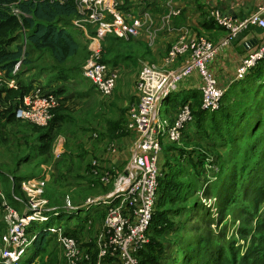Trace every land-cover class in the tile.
<instances>
[{"label":"trees","instance_id":"16d2710c","mask_svg":"<svg viewBox=\"0 0 264 264\" xmlns=\"http://www.w3.org/2000/svg\"><path fill=\"white\" fill-rule=\"evenodd\" d=\"M77 16L75 0H62V2L56 0H0V70L10 77L17 64L20 67H27L46 56L52 63V80H69L79 70L76 69V65L70 68L67 66L86 51V48H81L70 33L73 27L72 22ZM205 22L204 27L215 24L213 19H205ZM113 50V48L103 49L104 53L108 54ZM84 59H86V53L83 62ZM101 63L110 62L101 60ZM18 84L20 86L16 91L5 87L0 89L1 127L12 123L18 125L19 120L15 118L14 110L19 101L32 89V86ZM191 98H195V103L199 102L200 107L201 95L199 99L197 94L186 95L180 102L172 98L169 107L176 108L177 111L181 104L190 101ZM199 107L194 108V104L190 101L191 114L195 117L196 128L203 129V134L216 141L212 144L219 145L226 152L223 161L217 159L215 162L218 166L217 172H211L216 180H212L211 177L207 180L213 183L212 189L215 191L204 190L202 185L198 186L196 183L178 181L177 179L183 180L187 177L185 170L174 173L173 176L166 174L162 182L158 178L156 198L159 185L161 194L157 202L155 199L156 211L153 210L147 232V237L149 232L152 236L136 254L138 264H161V261H167L170 264H264L263 249L259 250L253 246L240 255L232 246L234 240L226 236V232L235 226L237 217L242 216L250 220L249 222L254 221L255 226L244 225L241 218L239 225L236 226L241 237L250 238L253 244L258 243L264 237V217L259 219L257 215L261 203L264 202V57L249 70L244 79L233 82L225 92L217 111L208 112ZM62 122L63 118L55 109L53 118L46 129L29 123L21 125L25 128V132L37 134L35 140L38 145H35L33 149L37 153L46 154L50 151L55 137L53 132ZM120 126L121 121L114 125L111 124V137L121 136L118 134ZM196 157L195 160L188 157L187 163L192 165V168L198 165L203 169L205 167L204 156L198 153ZM13 159L11 157L9 160ZM20 159L15 161L16 169L18 163L27 162L28 157ZM7 166L3 164L2 168L5 169ZM2 168H0V180L9 185V193L5 194L2 190L3 195L8 203L19 212L23 204L14 201L12 194L25 198L20 190V184L24 178L15 176L16 169H5V172ZM90 169L89 164L86 167L87 173ZM107 172L113 176V171ZM195 174L197 173H192V175ZM199 175H196V180ZM199 187L205 196L214 195L216 218H212L210 210L198 201L193 202L190 208L178 206L187 204L193 196L192 193L194 191L198 193ZM103 191L105 192L104 189ZM167 205H170L172 209L163 210ZM81 211L82 209L79 208L76 213H70L66 220L74 219V215ZM58 212L61 218L65 209H60ZM168 215L178 219L185 216L183 224L191 219L195 220L197 225H190H196L197 228L192 230L189 227L187 230L186 224L180 228L179 224H174L168 218ZM35 223L44 225L32 234L35 237L30 247L32 252L29 257H25L23 264H33L47 249L52 239L47 232L52 226V214L49 221ZM4 231L0 198V234ZM73 232L74 230L65 231L66 235L75 238ZM163 236L174 237L170 246H163L155 240L156 237ZM92 256L95 261L96 250Z\"/></svg>","mask_w":264,"mask_h":264},{"label":"built area","instance_id":"2783aa9c","mask_svg":"<svg viewBox=\"0 0 264 264\" xmlns=\"http://www.w3.org/2000/svg\"><path fill=\"white\" fill-rule=\"evenodd\" d=\"M170 1L167 0V3ZM75 5L78 16L73 20V26L78 27L81 22H85L91 28V32L84 31L90 56L82 68V75L101 97L109 98L116 88L119 72L101 63V44L106 36L125 41L136 37L141 27L140 19L134 17L129 10H122V4L118 0H75ZM167 9V18L180 14L179 10L171 6ZM207 19H213L218 27L227 30L229 37L235 36L248 25L264 29L261 12L252 14L238 25H234L230 18L222 16L216 10L209 12ZM214 53V45L204 37L187 39L186 36H181L168 47L163 60L165 64H171L183 58L182 67L170 70L159 68L153 63L142 64L135 83L136 102L129 110L125 124V131L131 134L134 142L130 161L124 174L115 180L113 190L110 188L104 199L89 198L84 202L86 210L101 204L107 206L96 237L94 264H103L102 262L107 260L115 264H138L136 254L148 242L147 232L158 186V156L162 139H166L170 144L178 143L182 130L192 121L190 101L180 105L173 119L167 117L162 122L159 120L158 105L176 92L182 80L196 71L201 80L199 92L202 110L217 111L227 87L219 86L207 68ZM263 57L264 44L241 60L233 81L244 79L249 70ZM19 67L17 64L13 68L10 77L0 70V87L10 90L18 88ZM58 104L57 96L37 86L19 101L14 115L19 121L43 127L52 120L53 110ZM109 177L113 178L109 172L102 175L100 183L103 187L111 181ZM43 187V182L39 180L23 182L21 190L27 197L24 204L18 196L12 194L14 201L23 204L22 212H18L8 203L0 188L5 225V231L0 237V264H21L35 238L27 234V228L35 222L48 221L51 214L59 215L58 210L49 208L48 202L42 197ZM79 208L67 209L76 213ZM47 232L57 238L66 264H83L84 261H90L86 251L74 238L66 235L61 226L52 225Z\"/></svg>","mask_w":264,"mask_h":264},{"label":"rangeland","instance_id":"374dc122","mask_svg":"<svg viewBox=\"0 0 264 264\" xmlns=\"http://www.w3.org/2000/svg\"><path fill=\"white\" fill-rule=\"evenodd\" d=\"M79 26H73L74 28H71L70 33L74 40H76L86 48V59H84L85 61L83 62L85 53H81L67 66L68 68H70L73 65H76V69L78 70L83 68L90 56V52L88 50V42L85 38L84 31L91 30L90 26L85 24V22H81ZM107 39L111 38L107 37ZM112 41L113 40H105L101 44V60L110 62L107 63V66L108 64L109 66L114 65V67H116L119 72V79L117 81L114 94H112V96L109 98H103L100 94H98L92 84L83 77L82 70H80V72L77 71L78 74L75 78L73 77L74 80L72 82L71 80H65L62 82L58 81L56 83L54 81L51 84H47L49 79H52V63L51 60L46 56H44L40 61L34 62L27 67L21 66L18 68V83H21L22 85L26 84L34 87H41L43 90L57 96L59 100V104L56 108L57 113L64 115L66 120L63 124L56 127L55 131L53 132L55 137L53 139L52 146H57L59 143L62 151L61 156L58 157L57 160L55 159V161H53L51 150V153L49 152L48 154H45L47 164L43 163L44 154L37 153V151L33 149V145L38 144L37 142H35L37 134L32 132H25V128L23 127V125L26 122L19 121L18 125L17 123H12L3 127H1L0 124V168H2V165L5 164L8 165L7 168L5 167V169L15 170L17 165L15 161L17 159L23 158L28 154L29 163H27L26 165H21V162L18 163V168L17 170H15V176H25L30 174H36V176H39V174L42 173L44 169L49 170V165H51L53 161L54 168L58 172L55 171L54 173H52L51 171L50 180L52 178V184L46 186V188L50 193L49 195L52 196L54 206H66L67 202H71L74 209L81 207L82 211L75 214L74 219L66 224V219L68 218L69 214L74 211L68 210V207L66 206L65 213L61 218H59V216H52V225L55 227L61 226V229L64 232L68 229L77 231V234L79 235L77 237L75 236L74 239L81 248H84L85 251L86 249H88V251H86V254L88 257H90V261H84L83 264L95 263L92 256L94 251L96 250V240L94 242L93 229L97 223H100V225L102 224L104 215L107 210V206L104 204L91 206L86 210L84 202L89 198L104 199L109 194V189L111 188L113 190V184L115 180H117L124 174L125 168L128 165L130 157L132 155L131 152H133V144H131L130 142L132 136L128 131H125V124L128 119L129 110L135 104L136 98L133 97L122 99V93H120L121 87H119L118 93H116L121 77V65H118V63L122 62L123 59H116L114 62H111V60L113 61V59L118 55L125 56V53L127 55L128 48L127 46H125L126 44L119 45ZM105 48H113L114 50L110 54H108L104 53L103 49ZM126 62H130L131 66L134 65V63H132L133 60ZM145 62L148 61L144 58L141 59L139 63H136V66H138V72L143 66L142 64ZM32 80H34V82H29L27 84L28 81ZM19 86L20 85L18 84V87ZM1 88H3V86L0 87V89ZM16 90H18V88ZM174 94L175 92H173V94L168 97V99L164 100L158 105L160 122L167 118L166 112L169 109V103ZM177 99L180 102L183 99V95L179 94L177 96ZM123 102H126V104H124ZM198 107L199 102L194 103V108L197 109ZM199 108H201V104ZM175 109L176 108H172L170 112H174ZM122 111H124V117L122 120H120L121 126L118 132V134H120L122 138L119 136L118 138L120 139L115 140L117 138L112 139L111 135H109L111 127L109 120H113L115 118L114 116L118 115ZM47 127L48 124L46 126L38 128L46 129ZM205 130L206 129L204 126V131ZM212 142L215 143L216 141L212 137H207L205 134H203V129L201 130L196 128L195 117L193 115L191 123L184 127V129L182 130V137L178 143L170 144L166 139H162L161 152L158 156L160 182H162V178H164L166 174H168V176H173L174 173L185 170L187 172V177L183 180L177 179L178 181L181 180V182L187 181L189 183H196V185L198 186L202 185L204 190L210 189L211 192H214L215 190L212 189L213 183H209L207 182V180L210 177L212 178V180H216L215 177H212L214 176V174L212 175L211 172H217L218 166L215 162H217V159L218 161H223L226 152L222 148H220L219 145H214L212 144ZM113 143L115 144V146H117V152L114 155H107V148L110 147ZM81 150H83L84 153L85 151L86 153H88L83 159L77 157V155L82 154ZM108 151L111 152V149H108ZM198 153L204 156L205 167H203V169L198 165L192 168V165L187 163L188 157H191L193 160H195L194 158H197L196 156ZM181 155L183 158L181 157ZM11 157H13L14 159L9 160ZM112 159H114L115 161V164L112 165V167L114 168H110L108 170L101 169L104 162H109ZM86 163L92 164L91 169L88 173L85 169ZM41 166L45 167L41 168ZM5 169L3 170L6 172ZM109 170L113 171V178L109 177L111 181L107 183V185H104L105 187H103L100 183V179L102 175L104 173H107V171ZM193 172H196L197 174L192 175ZM196 175H199L197 180L195 179ZM95 181H97L98 184ZM0 188L5 192V194L6 192L9 193V185L6 182H2L0 180ZM200 188L201 187H199L198 189V193H195L196 191L192 193L193 196L187 201V204H181L178 206H186L190 208L193 202L198 201L203 206H205L206 209L210 210L212 218H216L217 210L215 207L214 195L210 194V196H205L204 194H202V189L200 190ZM103 189L105 191L107 189L106 194ZM158 190L159 191L157 194L156 202L161 194L160 185ZM21 192L24 193L22 190ZM18 196L21 198V201H23V204L27 201V197L25 195V198H22L20 195ZM44 199L49 203L50 199L48 197H45ZM48 207H50V205ZM166 209H172V207L170 205H167L163 210ZM154 210L156 211V205ZM257 215L259 219H262L264 217V202L261 203ZM168 216V218L174 224H179L180 228L185 226V224L187 226V230L189 227H191L192 230H196L197 228L195 227L197 225L195 220L193 221L191 219L183 224L185 216H182L179 219L171 215ZM241 218L244 225L247 226L248 224L251 227L255 226L254 221L249 222L250 220L245 219L242 216ZM241 218L237 217L234 226L235 228L231 227L226 232L227 238L234 240L232 244L234 249H236L240 255L244 254L245 251L249 250L253 246H255L256 249H263L264 251V237L258 243L253 244L250 238L245 239L238 234L236 226L239 225ZM43 225L44 224L39 223L32 224L28 229L27 234L30 236L34 232L40 230ZM98 231H100V229ZM3 233L4 232L0 234V237L3 235ZM49 236L47 237V239L49 238ZM151 236L152 234L151 232H149L147 239H149V237ZM173 238L174 237L163 236L156 237L155 240H157L161 245L168 247L170 246ZM31 251L32 249L29 248L25 257H29L31 255ZM107 261H103L102 263H107ZM21 264H23V262ZM34 264H66L57 242V238L52 237L47 249L40 254ZM161 264L170 263L167 261H161Z\"/></svg>","mask_w":264,"mask_h":264},{"label":"crops","instance_id":"0c3cea01","mask_svg":"<svg viewBox=\"0 0 264 264\" xmlns=\"http://www.w3.org/2000/svg\"><path fill=\"white\" fill-rule=\"evenodd\" d=\"M118 1L122 4L120 6V8L123 7L121 8L122 10H129L134 17L140 19V23H141V27L138 32V35L128 41L117 39L113 36H106L104 39V41L113 40L112 42L119 45L126 44L125 46H127L128 48L127 55L126 53L124 54L125 56L118 55L113 59V61L111 60V62H114L116 59H120V60L123 59L122 62L118 63V65H121L120 68L121 77L116 90V93H118V89L119 87H121L120 93H122V99L136 97L135 83L138 74V66H136V63L137 62L139 63L141 59L145 58L148 61L146 63H153L157 67L162 69L174 70L183 66L184 64L183 58H179L178 60H176L174 63L171 64H165L163 60L168 47L177 38L181 36H186L187 39L204 37L214 45L215 53L211 61L207 64V68L216 78L218 85L221 87H227V89L234 82L233 80L241 60L246 58L249 54L258 50V48L264 44V29H260L256 26L248 25L246 28L239 31L233 37H229L228 31L225 30L224 28L218 27L216 24H213L210 27H204V24L206 23L205 19L210 20L207 19L208 13L213 10L218 11L222 16H226L230 18V20L234 25H238L241 22L247 20L252 14L256 12H261V17L264 19V0H171L169 3H167V0H151L148 2H144L143 0H118ZM168 6L169 7L171 6L172 8L179 10L180 14L177 17L167 18ZM89 31L91 32V30ZM107 37H110L111 39H107ZM80 47L85 48L82 46V44H80ZM130 60H133L132 62L134 63L133 66H131L130 62H126ZM110 67L117 69L116 67H114V65L112 66L110 65ZM77 74L78 72H76L73 76H71L69 80H71L72 82ZM54 81L56 83L59 80L57 81L54 80ZM54 81L52 79H49L47 84H51ZM29 82L30 83L34 82V80L28 81L27 84ZM200 84H201L200 77L198 73L194 71L190 76H188L187 78H185L180 82L175 92V97L173 96V98H175L179 102V100L177 99V96L179 94L183 95V98H185L186 95L193 96L197 94L198 98L200 99V94H199ZM189 100L192 102V104L195 103V98H191ZM123 103L126 104V102ZM170 111L171 108L169 107V109L166 112L167 117L169 119H173L177 111L176 110L175 111L173 110L174 112H170ZM58 114L63 118V122L58 125L60 126L65 122L66 119L64 115L60 113ZM116 116H114L115 118L113 120H109L110 124L114 125L115 123L120 122V120H122L124 117V111H122ZM109 135H111V132H109ZM111 138L115 139L113 137ZM119 139L120 138L117 137V139L115 140H119ZM130 142L131 144H134L133 138L130 140ZM52 144H51L52 149L50 148L49 152L51 153L52 150V159L53 161H55V159L57 160L58 157L61 156L62 151L59 143L57 146L54 147L52 146ZM35 145H33V148ZM108 149L109 150L111 149V152H109ZM81 151L82 154L77 155V157L83 159L88 153H86V151L84 153L83 150ZM116 152H117V146H115V144L113 143L110 147L107 148L106 154L114 155ZM25 157L29 158L28 154L24 156V158ZM43 157H44L43 163H46L47 160L45 154ZM53 161L51 165H49V170L44 169L43 172L39 174V176H36V174H30L25 176L16 175L17 177L24 178V180H22L20 184V189L22 183L25 181L31 179L42 181L44 184L42 197L43 198L48 197L50 199L48 203L50 206H52L50 208H55L57 210H60V209H65L66 206L72 207L73 205L71 202H67L66 206H57V205L54 206V203L52 201V196L49 195L50 193L46 188V186L52 184L51 183L52 178L50 180L51 171L52 173L57 171L54 168ZM27 163H29L28 159L27 162L21 161V165L22 164L26 165ZM46 164H42V165H46ZM89 164L92 165L91 163H86L85 169ZM113 164H115L114 159H112L109 162H104L102 164L103 168L101 167V169L108 170L110 168H114L112 167ZM42 167L45 166H41V168ZM105 192H107V190ZM22 210L23 209H21V211L19 212H22ZM70 221L66 220V224L69 223ZM101 225L100 223H97L93 229L94 242L99 232L98 230L101 228ZM73 233L75 234L76 237L79 235L77 234L76 230H74ZM32 236L33 235L31 234L30 237ZM86 251H88V249H86ZM36 260L34 261V263L36 262ZM104 264H115V263L107 261V263Z\"/></svg>","mask_w":264,"mask_h":264}]
</instances>
